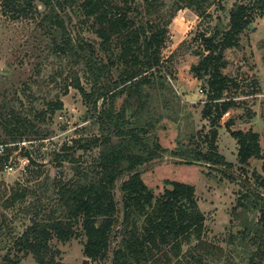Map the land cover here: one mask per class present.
I'll return each instance as SVG.
<instances>
[{
  "label": "trees",
  "instance_id": "obj_1",
  "mask_svg": "<svg viewBox=\"0 0 264 264\" xmlns=\"http://www.w3.org/2000/svg\"><path fill=\"white\" fill-rule=\"evenodd\" d=\"M35 1L2 0V3L5 11L16 17L36 11ZM38 1L45 6L40 22L50 38L52 53L70 66L82 65L89 90L81 84L77 73L70 74V84L81 94L98 129L96 135L79 136L71 144H62L55 158L60 165L62 161L79 162L80 156H75L79 150L97 147L98 154L87 169L76 164L71 178L55 181L56 204L47 211L44 206L39 207L32 223L14 238V254L8 251L0 264H18L29 253L37 264H65L56 259L58 251L52 248L50 240L56 238L64 243L80 234L85 236L81 264H103L108 258L110 264H167L172 257L180 256L184 243L202 242L205 216L199 209L194 185L165 180L170 187L155 196L143 181L141 166L167 151L156 135L157 120L145 115L150 89L161 72V53L168 40L171 19L182 8L203 16L216 0H145L144 13L153 14L152 19L141 17L134 0H121L120 4L111 0ZM74 5L86 20L92 21L98 47L70 33L66 7ZM164 7L169 11L166 18L161 14ZM256 11L264 13V0H238L229 9L226 25L216 24L212 31L198 34L200 56L190 71L202 80L206 92L202 116L209 118L211 128L204 138L206 150L195 147L171 152L183 158L184 163L200 161L225 170L232 167L218 152L215 142L220 118L236 106L225 91L238 87L235 79L222 71L228 65L224 54L227 49L239 46L240 34L250 28ZM121 95L125 96L118 105ZM46 104L47 108L37 113L41 119L47 112L53 114L63 107L60 99ZM231 123L228 121L227 125ZM0 125L6 138L1 140L5 145L3 160L9 157V143L46 138L45 133L41 134L14 110L7 113L0 110ZM229 132L238 145L240 164L246 165L253 157L262 158L257 132L230 128ZM14 146L18 148V144ZM21 152L28 156L29 164L35 163L30 149L22 147ZM254 176L256 188L249 187L250 194H243L242 199H249L259 212L256 230L261 238L250 262L264 264V176L259 173ZM26 194V188L15 189L8 205L24 199ZM118 237L116 246H111ZM196 261L203 264L202 254H198Z\"/></svg>",
  "mask_w": 264,
  "mask_h": 264
},
{
  "label": "rangeland",
  "instance_id": "obj_2",
  "mask_svg": "<svg viewBox=\"0 0 264 264\" xmlns=\"http://www.w3.org/2000/svg\"><path fill=\"white\" fill-rule=\"evenodd\" d=\"M111 1L120 4L121 0ZM236 1L216 0L203 16L190 8L176 12L168 25V40L161 53V72L150 89L145 116L157 120L156 135L167 151L141 166L142 179L155 196L170 187L165 180L194 185L199 209L205 216L202 242L184 243L180 256L172 257L167 264H196L198 254H202L203 264H251L253 252L260 243L256 230L259 212L249 199H242V195L250 194L249 187L256 188L254 173L264 176V13H253L252 28L240 34L238 47L229 48L224 54L228 65L222 71L233 77L238 87L225 91V96L234 100L236 106L220 118L215 142L218 152L232 167L225 170L200 161L184 163L183 158L171 154L174 150L207 148L204 138L209 135L211 126L209 118L202 116L206 92L203 88L200 92L202 80L193 76L190 66L200 56L198 34L212 31L216 24L226 25L229 9ZM35 2L36 11L14 17L5 11L0 0V110L21 113L46 136L27 142L34 164L27 166L20 160L22 156L14 149V142L9 143L11 150L7 160L2 159L5 151L0 153V259L8 251L14 254V238L32 223L39 207L44 206L47 211L56 204L55 181L71 178L76 164L87 169L98 154L97 147L90 151L79 150L75 155L80 156L79 162L62 161L60 165L55 158L62 144H71L79 136L96 135L98 129L81 94L70 84V74L77 73L81 84L89 90L82 65L70 66L52 53L50 38L40 22L45 6L38 0ZM134 5L138 6L142 18H153V14L144 13L145 0H134ZM66 12L72 36H80L98 47L99 39L91 27L92 21L85 19L77 5L66 7ZM168 13L167 7L161 11L165 18ZM116 73L112 71L113 76ZM124 96L117 99L118 105ZM57 99L63 102L61 109L53 114L47 112L42 119L37 116L47 108L48 101ZM228 121H232L229 126ZM229 128L257 132L262 158L253 157L246 165L240 164L238 145ZM2 139L6 138L0 125V144L5 146ZM8 162L11 169L6 167ZM23 188L28 190L25 198L8 205L12 191ZM116 199H120L118 189ZM84 240L85 236L80 234L64 243L53 238L50 244L58 251L56 259L65 264H81ZM118 241L119 237L111 246H116ZM18 264L37 263L29 253ZM103 264H110V259Z\"/></svg>",
  "mask_w": 264,
  "mask_h": 264
},
{
  "label": "built area",
  "instance_id": "obj_3",
  "mask_svg": "<svg viewBox=\"0 0 264 264\" xmlns=\"http://www.w3.org/2000/svg\"><path fill=\"white\" fill-rule=\"evenodd\" d=\"M200 92H203L202 87L200 88ZM30 141H32V140H25V139H24V140H21V141H19V142H17V143L14 144V145L18 144V148H17V150H18V152H19V153L21 154V156H22V157L20 158V160H23V161H24L23 163H26L27 166H28V163H29V158H28L27 155H23V154H22V152H21V148L24 147L25 149H30V148L27 147V142L30 143ZM3 152H4V146H3L2 144H0V153H3ZM31 152H32V151H31ZM6 167L9 168V169L12 168L10 162H8V163L6 164Z\"/></svg>",
  "mask_w": 264,
  "mask_h": 264
},
{
  "label": "water",
  "instance_id": "obj_4",
  "mask_svg": "<svg viewBox=\"0 0 264 264\" xmlns=\"http://www.w3.org/2000/svg\"><path fill=\"white\" fill-rule=\"evenodd\" d=\"M249 26H250V28H252V24H250Z\"/></svg>",
  "mask_w": 264,
  "mask_h": 264
}]
</instances>
